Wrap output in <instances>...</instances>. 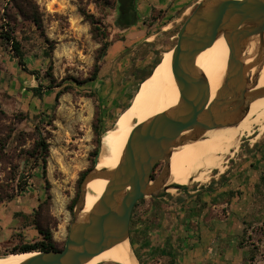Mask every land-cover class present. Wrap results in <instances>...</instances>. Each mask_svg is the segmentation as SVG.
<instances>
[{
  "label": "rangeland",
  "instance_id": "1",
  "mask_svg": "<svg viewBox=\"0 0 264 264\" xmlns=\"http://www.w3.org/2000/svg\"><path fill=\"white\" fill-rule=\"evenodd\" d=\"M200 1L172 0L174 6L177 5L172 11L181 8L175 14L179 15L183 7L197 2L191 13ZM33 3L38 9L41 27L37 29L31 22L20 18L14 37L21 45L24 59L30 56L32 50L45 52L42 62L35 59L36 53L32 61L25 59L29 70L36 72L34 78L39 92H32V96L24 98L18 108H14L12 102L0 100V199L6 200L15 195L20 179L26 178L29 182L36 169H39L44 184L40 162L35 164L25 152L33 148L37 137L45 138L50 145L45 175L50 194L48 226L53 239L61 246L72 221L73 211H69V206L79 194V174L90 166L89 155L95 148L92 132L95 116L100 120L98 124L102 134L114 130L120 116L133 109L138 80L147 74L163 50L173 48L185 20L166 31L164 28L168 21H164V11L155 12L146 22L149 41L131 47L125 52L127 57L122 58V54L118 56L110 48L121 40L122 35L117 25V0H33ZM7 13L17 16L12 0L5 9L6 16ZM6 26L8 29V21ZM3 33L0 30V35ZM103 33L109 46L102 53L99 34ZM34 36L38 44L33 43ZM95 67L98 68L96 80H107L98 93L94 90L96 80L89 79ZM58 92L63 93L55 103ZM91 93H95L94 98L89 97ZM49 122L52 127L48 126ZM254 138L253 134L241 139L236 152L226 158L222 173L213 170L208 180L189 183L183 190H168L165 198L170 199L178 192L203 185L211 186L214 178H218L217 182L226 179L225 174L239 163L241 149ZM100 145L102 150L104 145L101 140ZM162 167L163 163H159L151 177H157ZM160 202L162 199L143 198L131 215L129 244H133L132 251L141 264L145 260V257L141 258V248L147 233L154 226L155 211ZM150 257L149 264H155V258Z\"/></svg>",
  "mask_w": 264,
  "mask_h": 264
},
{
  "label": "water",
  "instance_id": "2",
  "mask_svg": "<svg viewBox=\"0 0 264 264\" xmlns=\"http://www.w3.org/2000/svg\"><path fill=\"white\" fill-rule=\"evenodd\" d=\"M117 2L118 25L134 24V0ZM263 33L264 0L200 1L183 22L176 44L170 49L179 92L176 106L131 134L114 170H97L102 152L99 145L93 167L80 184L63 248L39 252L40 255L22 264H81L101 250L126 240L129 242L130 219L138 201L146 197L162 199L168 190H183L188 185L167 183L174 146L191 134L199 136L238 125L248 104L264 97V89L252 91L255 82L249 83L248 78V72L260 67L264 61ZM220 36L228 43L229 56L224 81L208 104V84L196 68L195 60ZM255 36L259 39L257 55L246 65L242 60L245 44ZM159 163H163L162 170L152 178ZM96 179H106L109 182L107 189L90 212L80 218L86 186Z\"/></svg>",
  "mask_w": 264,
  "mask_h": 264
},
{
  "label": "crops",
  "instance_id": "3",
  "mask_svg": "<svg viewBox=\"0 0 264 264\" xmlns=\"http://www.w3.org/2000/svg\"><path fill=\"white\" fill-rule=\"evenodd\" d=\"M195 3L175 15L181 8L172 11L177 7L172 0H134L136 20L121 31V40L110 47L112 53L126 58L128 49L149 41L146 22L155 12L164 11V21H168L164 29L168 31L181 25ZM33 39L34 44L39 43L35 36ZM34 53L42 62L44 50H32L25 59L32 61ZM25 65L27 71L21 69L0 35V100L12 102L14 108L21 107L37 86ZM95 82L98 93L107 80ZM238 161L222 181L214 178L211 186L162 198L154 226L141 248L143 264H149L150 256L155 264H264V132L248 141ZM28 184L19 195L0 202V252L41 239L34 225L35 213L45 196L39 169L34 170Z\"/></svg>",
  "mask_w": 264,
  "mask_h": 264
},
{
  "label": "bare ground",
  "instance_id": "4",
  "mask_svg": "<svg viewBox=\"0 0 264 264\" xmlns=\"http://www.w3.org/2000/svg\"><path fill=\"white\" fill-rule=\"evenodd\" d=\"M261 39L264 46V33ZM258 48L257 36L247 40L242 55L244 64L248 65L254 60ZM228 56V43L220 36L195 60L196 68L208 84L210 94L208 104L212 102L224 81ZM248 78L249 83L255 82L252 91L264 89V61L260 67L252 68L248 72ZM178 100L179 92L174 79L173 52L169 48L160 53L154 71L139 85L133 109L120 116L113 131L101 135L100 140L104 146L98 160L97 170L103 172L114 170L121 160L131 134L139 127L148 124L155 116L172 109ZM263 132L264 97H261L248 104L247 112L238 125L208 131L199 136L191 134L175 145L170 155L167 183L176 185L202 183L209 179L213 170L222 173L226 158L236 152L241 139L253 134L256 138ZM108 184L106 179H96L87 184L84 209L80 218L90 212L106 191ZM40 254L39 252L2 254L0 264H22ZM107 262L138 264L127 240L95 253L81 264Z\"/></svg>",
  "mask_w": 264,
  "mask_h": 264
},
{
  "label": "trees",
  "instance_id": "5",
  "mask_svg": "<svg viewBox=\"0 0 264 264\" xmlns=\"http://www.w3.org/2000/svg\"><path fill=\"white\" fill-rule=\"evenodd\" d=\"M12 2L14 5V8L16 10L17 16L9 15L8 13H7V16L5 15V17L8 21V27L9 28L7 29V32H4L3 34H1V38L4 39L6 41V43L10 44L11 52H12L13 56L16 58L18 65L21 67V69L24 71H27V68H26V65L24 62V54H23V51L21 50V45L14 37L15 36V26H16V23L21 18L24 21L31 22L37 29H39L41 27L40 16H39V12H38L37 7L33 3V0H12ZM90 24L93 25L92 22H90ZM117 25H118V23H117ZM129 26L130 25L127 24L123 27L119 26V28L122 31L124 29H127ZM95 30L99 31V29H97V28H95ZM99 35L101 37L100 41L102 43L101 52L103 53V51L109 46V43L104 41V37H103V36H105L104 33L99 34ZM49 50L51 51V47L49 48ZM158 59H159V56L155 59V62L153 63V65L151 66V68L147 72V74L138 80V82L136 84V91H135L136 93H137L139 85L148 76H150L152 74V72L154 71L156 64L158 63ZM97 72H98V68L95 67L94 72L91 74V76L89 78L90 81L96 80ZM28 73L30 75H34V76L36 75V72H33V71H29ZM38 87H39V85L36 86L34 89H32V92L38 94V92H39ZM62 93L63 92H58L55 95V103H57V101L60 98V96L62 95ZM136 93H135V95H136ZM89 97L94 98L95 93L89 94ZM132 98H133V96H131L130 99H132ZM128 106L124 107L123 111ZM99 122H100V120L97 118V115H96L95 116V123L92 125V132L94 135V146H95V148L92 151V153L89 155L90 166L86 170L82 171L79 174V178L77 180V185H78V192L77 193H79V185L81 184L83 177L93 167V159L95 158V156L99 150L100 136H101L100 126L98 124ZM48 126L52 127V123L49 122ZM49 147H50V145L47 142V140L45 138H42L39 136L34 141L33 148L31 150L25 152L26 155H28L29 159H33L35 161L34 162L35 164H38V162H40L41 168H42V177L44 180L45 196H44V199L42 200V202L39 204L37 211L35 213V216H34V225H35L36 230L38 231L41 239L37 242L32 243V244H24V245L15 247L11 250L5 251V253L3 255H5V254H17V253H31V252H51V251H59L63 248L64 244L60 246L53 239L51 230L48 226V224H49V222H48V209H49L50 194L48 192L49 182L46 180L45 175H46L47 159L49 157ZM27 186H28L27 179L26 178L20 179V181L18 182V185H17V191H16L15 195L9 196L8 199H10L16 195H19L22 191H25ZM76 199H77V194H76L75 198L72 200L71 205L69 206L70 212L73 211ZM2 201H4V200L0 199V202H2ZM137 203L135 204L134 208L137 206ZM131 248L133 250V244H131ZM1 255H2V253L0 252V256ZM137 260H138L139 264H141V262L139 261L138 258H137ZM108 263L118 264L115 262H108ZM103 264H106V263H103Z\"/></svg>",
  "mask_w": 264,
  "mask_h": 264
},
{
  "label": "built area",
  "instance_id": "6",
  "mask_svg": "<svg viewBox=\"0 0 264 264\" xmlns=\"http://www.w3.org/2000/svg\"><path fill=\"white\" fill-rule=\"evenodd\" d=\"M10 2V0H2V4L0 6V30L3 32H7V19L5 17V9L8 7V3ZM9 48L11 51V47L9 44Z\"/></svg>",
  "mask_w": 264,
  "mask_h": 264
}]
</instances>
